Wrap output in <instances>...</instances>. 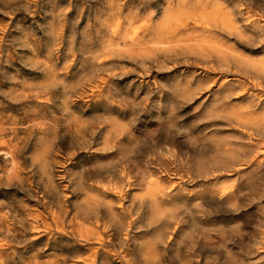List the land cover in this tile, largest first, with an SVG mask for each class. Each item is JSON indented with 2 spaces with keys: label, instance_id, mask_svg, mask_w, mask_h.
I'll use <instances>...</instances> for the list:
<instances>
[{
  "label": "rangeland",
  "instance_id": "rangeland-1",
  "mask_svg": "<svg viewBox=\"0 0 264 264\" xmlns=\"http://www.w3.org/2000/svg\"><path fill=\"white\" fill-rule=\"evenodd\" d=\"M0 264H264V0H0Z\"/></svg>",
  "mask_w": 264,
  "mask_h": 264
},
{
  "label": "bare ground",
  "instance_id": "bare-ground-1",
  "mask_svg": "<svg viewBox=\"0 0 264 264\" xmlns=\"http://www.w3.org/2000/svg\"><path fill=\"white\" fill-rule=\"evenodd\" d=\"M217 25V24H216ZM224 29V28H223Z\"/></svg>",
  "mask_w": 264,
  "mask_h": 264
}]
</instances>
